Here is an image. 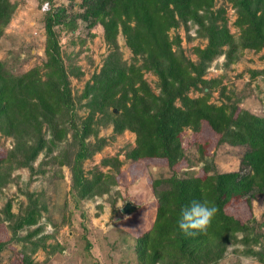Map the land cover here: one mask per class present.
<instances>
[{"label": "trees", "instance_id": "obj_1", "mask_svg": "<svg viewBox=\"0 0 264 264\" xmlns=\"http://www.w3.org/2000/svg\"><path fill=\"white\" fill-rule=\"evenodd\" d=\"M224 1L235 12L237 36L228 30L222 17L224 10H213L216 0H82L81 18L91 27L102 26L111 50L100 71L85 85L81 98L87 100L90 112L79 124L54 30L63 9L48 11L44 17L43 64L14 74L0 61V132L15 141L14 149L0 158V186L14 169L17 156L24 157L26 166L47 145L49 151L56 150L72 131L67 147L55 159L59 166L69 169L73 199L78 204L106 193L115 182L111 171L96 170L88 178L83 169L84 162L106 144L105 139L87 142L96 135L92 126L95 115L100 114L110 119L116 135L125 131L135 135L127 159L162 161L171 172L169 177L154 182L155 218L135 244L140 264H218L232 243L248 247L257 244L254 219L242 220L235 211L244 206L250 211L253 198L264 195V115L241 108L231 96H225L224 86L219 94L225 100L218 105L212 103L211 95L221 86V77L204 76L218 56L223 55L229 66L245 50L264 52V0ZM13 13L10 0H0V37ZM187 22L196 25L207 40L204 48L194 49L195 62L185 56L180 36L170 35L171 30ZM119 33L133 55L130 64L123 60L116 44ZM146 72L157 78L158 93L144 79ZM250 72L252 77L264 74V70ZM191 92L200 95L191 97ZM204 127L216 136L215 148L223 144L245 148L241 164L248 172L218 173L205 165L201 174L178 176L181 162L192 166L182 146L185 130L193 133L190 147L199 158L209 157L206 143L197 139ZM43 128L48 130L50 140L44 138ZM121 163L117 156L100 162L115 171ZM194 200L215 205L218 213L207 232L187 235L179 229L178 220L182 208ZM40 210L31 194L21 216L14 217L10 203L6 204L4 220L10 222L15 236L18 230L37 224ZM3 223L0 219V232ZM10 240L0 241V252ZM37 249L35 245L31 252ZM246 255L258 253L250 250ZM19 256L20 264H32L25 251L21 250Z\"/></svg>", "mask_w": 264, "mask_h": 264}, {"label": "rangeland", "instance_id": "obj_2", "mask_svg": "<svg viewBox=\"0 0 264 264\" xmlns=\"http://www.w3.org/2000/svg\"><path fill=\"white\" fill-rule=\"evenodd\" d=\"M10 2L14 6V13L0 37V61L14 74L43 64L45 14L63 9L54 30L63 64L69 74L76 122L85 121L90 110L85 105L87 100L81 95L92 76L100 71L111 50L104 39L102 26L97 24L91 27L88 21L81 18L84 10L82 0ZM219 9L224 10L222 17L226 19L228 30L237 36L238 31L233 25L236 17L234 10L224 0H216L213 10ZM198 29L187 22L170 32L171 36H180L185 56L194 62V49L204 48L207 44ZM116 44L123 60L132 63L133 55L121 33L116 37ZM261 70H264V52L245 50L236 63L229 66L225 65L223 55L218 56L209 64L204 76L205 79L221 77L222 84L213 91L211 102L218 105L225 100L219 94V88L224 86L225 96H231L241 108L257 116L264 115V74L252 77L250 72ZM144 79L158 93L157 78L146 72ZM197 95L200 94L190 93L191 97ZM94 119L92 127L96 135L90 136L87 142L105 139L106 144L84 162L83 169L88 178L96 170L103 173L111 171L114 184L106 193L76 203L70 192L69 169L59 166L55 159L58 152L67 147L72 131L67 133L66 140L57 144L56 150L49 151L47 145L26 166L23 165L24 157L17 156L14 169L0 186V219L4 221L0 241L11 238L8 246L0 252V264H20L21 250L30 256L32 264H140L135 254V244L149 230L155 218L157 203L154 182L169 177L171 172L162 161L127 159L126 154L134 148L135 135L129 131L116 135L109 118L97 114ZM42 132L44 138L50 140L48 130L43 128ZM197 139L206 143L204 147L209 157L203 160L199 158L194 147H190L194 141L193 133L185 130L181 134L182 146L186 148L192 166L187 167L185 162H181L177 168L179 177H186L190 173L201 174L205 165L218 173L248 172V168L241 164L246 151L244 147L223 144L215 148L216 136L206 127ZM14 146V139L0 132V158L6 157ZM115 156L122 162L118 171L101 166L102 159ZM31 194L41 209L40 218L36 225L20 229L14 236L10 222L4 220V208L10 203L14 217L23 215L28 195ZM126 202L134 209L122 214L120 209ZM235 214L242 220L254 219V233L258 235V242L249 247L239 242L232 243L218 264H244V257H253V264H264V195L253 198L250 211L244 206ZM35 245L38 249L31 252ZM250 250L258 255H246Z\"/></svg>", "mask_w": 264, "mask_h": 264}, {"label": "clouds", "instance_id": "obj_3", "mask_svg": "<svg viewBox=\"0 0 264 264\" xmlns=\"http://www.w3.org/2000/svg\"><path fill=\"white\" fill-rule=\"evenodd\" d=\"M217 213L218 208L215 205H210L207 201L199 202L194 200L189 206L182 208L178 227L187 235L205 233ZM242 259L244 264H253V257H244Z\"/></svg>", "mask_w": 264, "mask_h": 264}, {"label": "water", "instance_id": "obj_4", "mask_svg": "<svg viewBox=\"0 0 264 264\" xmlns=\"http://www.w3.org/2000/svg\"><path fill=\"white\" fill-rule=\"evenodd\" d=\"M130 209H134V206L131 205L129 202H126L125 205L120 209L122 214H126L129 212Z\"/></svg>", "mask_w": 264, "mask_h": 264}]
</instances>
